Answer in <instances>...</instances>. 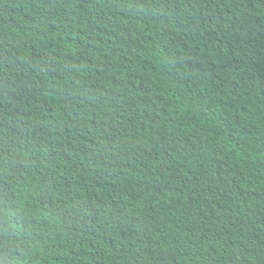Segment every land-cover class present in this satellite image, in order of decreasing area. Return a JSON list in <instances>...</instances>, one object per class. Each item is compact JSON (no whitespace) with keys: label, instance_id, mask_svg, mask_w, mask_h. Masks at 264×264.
<instances>
[{"label":"trees","instance_id":"obj_1","mask_svg":"<svg viewBox=\"0 0 264 264\" xmlns=\"http://www.w3.org/2000/svg\"><path fill=\"white\" fill-rule=\"evenodd\" d=\"M0 264H264V0H0Z\"/></svg>","mask_w":264,"mask_h":264}]
</instances>
